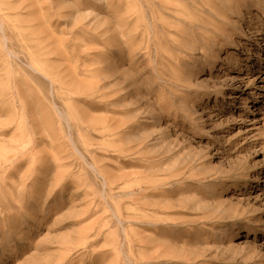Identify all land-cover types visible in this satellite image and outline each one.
I'll list each match as a JSON object with an SVG mask.
<instances>
[{
  "label": "rangeland",
  "instance_id": "rangeland-1",
  "mask_svg": "<svg viewBox=\"0 0 264 264\" xmlns=\"http://www.w3.org/2000/svg\"><path fill=\"white\" fill-rule=\"evenodd\" d=\"M264 0H0V264H264Z\"/></svg>",
  "mask_w": 264,
  "mask_h": 264
},
{
  "label": "bare ground",
  "instance_id": "bare-ground-1",
  "mask_svg": "<svg viewBox=\"0 0 264 264\" xmlns=\"http://www.w3.org/2000/svg\"><path fill=\"white\" fill-rule=\"evenodd\" d=\"M264 140V139H263Z\"/></svg>",
  "mask_w": 264,
  "mask_h": 264
}]
</instances>
